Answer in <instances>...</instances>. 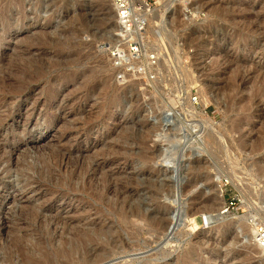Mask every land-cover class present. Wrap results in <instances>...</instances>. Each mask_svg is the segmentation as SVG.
<instances>
[{"label":"rangeland","instance_id":"1","mask_svg":"<svg viewBox=\"0 0 264 264\" xmlns=\"http://www.w3.org/2000/svg\"><path fill=\"white\" fill-rule=\"evenodd\" d=\"M130 1L119 79L113 0H0V264H264V0Z\"/></svg>","mask_w":264,"mask_h":264},{"label":"built area","instance_id":"2","mask_svg":"<svg viewBox=\"0 0 264 264\" xmlns=\"http://www.w3.org/2000/svg\"><path fill=\"white\" fill-rule=\"evenodd\" d=\"M114 3V2H113ZM115 3H117L121 9V13H125L126 19L122 20L124 23H127V26L125 28L124 24L122 23V28L126 31V33L123 36H120L121 40L128 41L129 43V50L127 51V56L123 52L121 48H116L114 52L111 54V56L114 58L117 68L119 70H122V76H120L119 79H123L127 75V71L123 70L124 67H126L131 61L136 60L140 57V52L138 51V47L144 40L143 34L144 28L146 27L147 21L145 20H140V19H147V15H141L139 10L136 9L132 2L130 0H116ZM123 17V15H122ZM128 21V22H127ZM130 21V22H129ZM119 39V40H120ZM120 40V41H121ZM121 45V44H120ZM147 63L149 68H153L155 63H156V57L155 55H151L147 58ZM256 223V233L258 236L257 243L259 245V240L260 242L262 241V245L260 246L261 249L264 251V224L259 223V222H254Z\"/></svg>","mask_w":264,"mask_h":264},{"label":"bare ground","instance_id":"3","mask_svg":"<svg viewBox=\"0 0 264 264\" xmlns=\"http://www.w3.org/2000/svg\"><path fill=\"white\" fill-rule=\"evenodd\" d=\"M115 1L116 0H113V6L115 7V11H116V15H114L113 16V18H115V20H116V23H115V35H117V36H120V35H124L125 33H126V31L124 30V28H122V23L124 24V26H125V28H126V26H127V23L125 22H123L122 20H125L126 19V15H125V13H121V9H120V7H119V5L117 4V3H115ZM206 5V4H205ZM122 15H123V17H122ZM122 19V20H121ZM140 20H145V22L147 21V19L146 18H144V19H140ZM128 22V21H127ZM130 22V21H129ZM253 52V51H252ZM12 89V88H11ZM38 101V100H37ZM178 117V116H177ZM206 120V119H205ZM208 120V119H207ZM206 120V121H207ZM208 122V121H207ZM190 124V123H189ZM195 126H199V125H195ZM193 127V126H192ZM194 129V128H193ZM201 129V128H200ZM193 131V130H192ZM194 131H196V130H194ZM203 131V130H202ZM197 133H200V132H198L197 131ZM201 134V133H200ZM204 135H205V133H204ZM195 136V135H194ZM192 137V136H191ZM205 137V136H204ZM200 138H202L203 139V135H198V134H196V136H195V141H196V143L199 141V139ZM8 155V154H7ZM77 158V157H76ZM161 161V160H160ZM165 162V161H164ZM166 164H168V163H166ZM85 167V166H84ZM83 168V167H82ZM168 169L170 168H172V167H170V166H168L167 167ZM199 169V168H198ZM97 170V169H96ZM100 181V180H99ZM119 183V182H118ZM93 186V185H92ZM88 187V186H87ZM94 188V187H93ZM114 192V191H113ZM116 196V195H115ZM100 197V196H99ZM95 198V197H94ZM198 199V198H197ZM17 200V199H16ZM215 200V199H214ZM28 202V201H27ZM195 202V201H194ZM210 202V201H209ZM199 203V202H198ZM202 203H204L203 201H202ZM206 203V202H205ZM204 203V204H205ZM201 204V203H200ZM202 205V204H201ZM200 205V206H201ZM206 205H208V204H206ZM4 206H7V205H4ZM197 207H198V209L196 208V210L194 209V212L196 211V213H197V211L199 210V205H197ZM186 210V209H185ZM212 210V209H211ZM135 211V210H134ZM200 212H201V208H200V210H199ZM198 211V212H199ZM203 211V210H202ZM83 212V211H82ZM186 212V211H185ZM199 212V213H200ZM205 212V211H204ZM32 213V212H31ZM130 213V212H129ZM129 213H125V215H128ZM193 213V212H192ZM202 213V212H201ZM139 212L138 211H136V212H134V214L132 215H129V216H131L130 218H132V216H134V217H138L139 215ZM136 215H138V216H136ZM194 216H195V214H193ZM200 215V214H199ZM141 216V215H140ZM139 216V217H140ZM184 216H186V213H184ZM141 218V220H144V218H142V216L140 217ZM139 218V219H140ZM155 218V217H154ZM213 218V217H212ZM216 218H217V216H216ZM125 219H127V218H125ZM134 219H136V218H134ZM210 219H211V216L210 215H206V214H201L200 216H199V218L197 217V218H194V219H191V220H189V221H193L194 223H197V221L196 220H198V222H200V224L201 225H203V226H205L206 224H208L209 223V221H210ZM16 220V219H15ZM62 220V219H61ZM163 220H164V218L162 217L158 222H157V224H158V226H159V224L161 223V222H163ZM165 220H166V218H165ZM127 221H129V219H127ZM132 221V220H131ZM134 221V220H133ZM132 221V222H133ZM145 221V220H144ZM49 222V221H48ZM151 222V221H150ZM166 222V221H165ZM255 222V221H254ZM144 223V222H143ZM164 223V222H163ZM162 223V224H163ZM167 223V222H166ZM166 223H164V224H166ZM156 224V225H157ZM140 225V224H139ZM167 225V224H166ZM165 225V226H166ZM171 225H172V221H171V223H170V225L168 224V228H167V231L169 230V228L171 227ZM197 225V224H196ZM154 226H155V224H154ZM170 226V227H169ZM197 227V226H196ZM158 228V227H157ZM57 230V229H56ZM202 230V229H201ZM173 231H174V229H173ZM172 232V231H171ZM170 232V233H171ZM251 233H253V237H254V239H258V236H257V233H256V223H253V226H252V228H251V231H250ZM91 234V233H90ZM52 235V234H51ZM252 237V238H253ZM150 239V238H149ZM213 242V241H212ZM259 242V245L261 246L262 244V241L260 242V240L258 241ZM183 264H185V262H183Z\"/></svg>","mask_w":264,"mask_h":264}]
</instances>
